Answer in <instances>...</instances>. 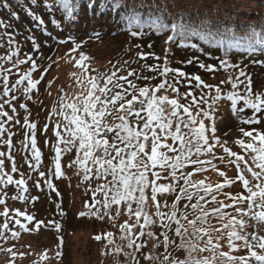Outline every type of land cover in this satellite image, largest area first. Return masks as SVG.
<instances>
[{
  "label": "snow or ice",
  "instance_id": "obj_1",
  "mask_svg": "<svg viewBox=\"0 0 264 264\" xmlns=\"http://www.w3.org/2000/svg\"><path fill=\"white\" fill-rule=\"evenodd\" d=\"M37 3L38 0H30L31 5ZM39 6L48 13L49 19L45 22L41 15H34L33 21L37 26L48 23L59 27V22L54 18L57 8L63 9L61 19L73 15L76 8V5L69 0H52V3L42 0ZM0 7L8 9L11 17L17 16L7 0ZM0 26L11 27L10 24H4L2 21ZM160 27L163 29L166 25L161 24ZM172 28L173 31L179 28L183 34L184 23L181 22L179 25L173 23ZM251 30L253 35L260 34L255 29ZM28 39L33 42V50L38 51L39 46L34 35H30ZM171 39L172 37H169V40ZM259 42L264 44V39ZM8 43L11 48L12 37H9ZM80 47V44L73 41V48L70 51L75 53ZM18 51L17 49L15 52H10L7 56L0 57V60L11 63L12 56H18ZM167 53L166 49L163 65L147 63L141 65V70L147 69L165 78L157 85L150 83L156 78L155 76H145L142 71L137 72L136 69L127 68L123 69L126 75H117L122 69L114 66L115 70L111 74L88 75L85 92L76 94L70 100L66 99V95L58 98V107L54 104L49 113V118L57 115L63 120V123L58 121L55 126V129L63 131L54 129L57 138L52 145L55 151L54 176L61 178L64 175L61 156L75 149L76 157L70 161L68 167L75 166L77 175L82 172L84 182H90L93 178L104 181L97 183L93 188H86V193L91 192V202L85 201L84 204L88 209L87 214L101 220L107 217L112 221L111 226L117 227L115 220L120 215V206L124 205L129 217L128 221L118 225L121 232L119 239L126 241V244L116 245L111 231L105 232L103 237L96 235L94 239L97 241L104 239L107 244H113L114 248L110 251H114L117 256L123 252L124 247L131 249V252L124 255L131 257L132 264H139L137 253L145 247L143 242L137 243V240L145 236L155 237L157 227L167 230L159 233L163 237L162 242L157 240L153 244L154 249L158 248L160 243L164 246L165 253L161 254L163 255L161 264H251L252 261L256 264H264V132L258 129L246 131L241 128L240 132L248 140L235 141L240 148V153H237L225 146L227 142L222 143L216 137L215 125V115L226 101L231 102L230 110L233 115L243 113L245 109L252 110L253 114L250 117L239 116L240 123H260L261 118L257 114L264 111V93H254L251 77L243 68L229 64L227 60L220 61L217 67L223 68L224 71L236 69L238 74L229 75L227 79L221 80L220 84L212 85L206 83L200 75L189 76L180 69L170 68ZM25 55L26 59H17L12 64V68H5L0 64V80L3 87L0 96L8 97L0 102V116L8 115L3 110L4 105H9L13 112L16 111L15 107H12V101L17 99V95L10 93L21 92L20 86L27 81V86L22 89L23 94L27 96L43 79V73L40 79L32 78L37 64L31 56ZM137 56L140 60H146L153 57L154 53L138 52ZM88 59L89 57L81 52L75 66L84 69L87 73L89 69L85 61ZM155 59L159 61L160 57ZM28 62L31 63L30 70L24 72L10 85L9 76L12 69ZM193 62L189 59L187 64L191 65ZM196 62L200 69L207 72L216 71L211 64L205 65L198 60ZM129 63L130 61L124 62L125 65ZM170 73L174 74L173 82L167 79ZM129 77L148 83L140 86ZM181 78L187 79L189 85V91L184 93L179 92L178 85L181 84ZM192 81H195L194 85ZM229 84L231 91L225 94L220 85ZM241 85H243V94L240 90ZM192 88L199 90L200 95H195ZM169 90L174 96L170 97L167 94ZM161 92L164 94H159ZM209 100H211L210 104ZM241 100L243 107H238L237 102ZM204 105H208L207 109ZM20 107L24 108L25 105L21 104ZM109 116H113V120L119 122L110 123ZM8 120H12V117L9 116ZM16 123L19 121L17 120ZM24 124L31 130L32 158L36 162L34 165L36 167L41 160V152L37 148L35 138L37 125L30 123L27 116L24 118ZM44 127L46 131L48 125ZM4 131V123L0 122V134ZM3 143L11 146V137ZM45 143L47 144L48 141ZM217 146L227 154V161L224 156H216L214 149ZM4 156L5 153L0 152V183L9 185L15 183L26 191L24 188L26 181L23 178L13 181L11 175L3 173ZM203 156H210L211 159H202ZM215 159H219L221 163L235 165L236 176L229 178L224 171H219V176L224 179L223 182L215 185L206 184L203 179L195 180L196 174L207 170L205 165L218 170L217 165L212 162ZM17 170L13 162L12 171ZM39 175L47 181L45 172H40ZM4 176H7L6 181ZM237 181L240 182L242 191L235 194L225 191ZM47 182L52 190L56 191L51 182ZM165 194L173 196L171 204ZM220 195L229 202L218 199ZM158 197H164L163 204ZM16 198L27 199L22 194L14 197ZM149 199L155 207L153 214L148 211ZM4 202L0 199V204ZM113 206H116L114 216L111 214ZM226 209H232V212ZM85 214V212L80 213L81 216ZM3 215L8 216L7 209ZM16 216H25L28 221L33 220L31 215L19 211L16 212ZM133 216L134 221L131 219ZM213 218L221 223V227L211 226ZM15 222L21 228L25 227L19 219ZM137 227L139 233L134 231ZM3 229H8L7 223L3 225ZM2 235L3 231H0V236ZM12 235L15 236L17 233L13 232ZM225 239L228 251L222 250L221 241ZM241 249L246 252L242 253ZM204 253L208 255H203ZM143 258L146 261L158 259L157 256L148 254Z\"/></svg>",
  "mask_w": 264,
  "mask_h": 264
},
{
  "label": "trees",
  "instance_id": "obj_2",
  "mask_svg": "<svg viewBox=\"0 0 264 264\" xmlns=\"http://www.w3.org/2000/svg\"><path fill=\"white\" fill-rule=\"evenodd\" d=\"M41 2L42 0H38L37 5H31L30 0H7V3L11 6V10L17 13L15 18L10 16L8 9L0 7V21L4 24L11 25V27L8 28L0 26V57H5L10 52H15L17 49L19 50L18 56H12L11 63L5 60H0V64H3L5 68H12V64L15 63L17 59H26L25 54H28L37 64V69L32 73V78L40 79L41 74L43 73V79L38 86L45 84L48 76V68H42L40 65L41 59L37 57L36 54H39L42 50H56L60 47H68L71 50L73 48V41L83 47L91 41H100L106 38H117L118 40L123 39L119 49L110 57L109 72L107 74H111L115 68L122 69L117 75H126V71H123L125 68L129 70L135 69L131 65L124 64L125 61H130V56L134 54L135 51L130 44L138 43L140 45L141 42H146L147 47L151 48L152 43L159 44L164 51L166 49H172L173 51L182 53V56L188 57V60H195L191 65L187 64V61L183 63L173 61L174 63L170 65V68L180 69L189 76L193 74L200 75L208 84L217 85L220 84L221 80L227 79L229 75L235 76L238 74L236 69L224 71L223 68L217 67L222 60H227L229 64H235L243 68L246 74L251 77L253 91L258 84L261 72L257 67L264 65V44L259 42L264 39V0H69L70 3L76 5L75 12L73 15L67 16V18L61 19L63 9L58 7L54 18L59 22V27L48 23L39 26L35 25V22L33 21L34 15H41L45 22L49 19L48 13L43 7L39 6ZM48 2L52 3V0H48ZM4 3L5 0H0V5H3ZM89 4L91 7H89ZM181 22L184 23L183 34H181L179 28H177L176 31H173L172 28L173 23L179 25ZM161 24L166 25V27L161 29ZM251 29H255V31L260 34L253 35ZM133 33H136V35H133ZM30 35H34L36 43H39L41 46L38 51L33 50V42L31 39H28ZM9 37H12L13 40L11 48L8 43ZM169 37H172V39L169 40ZM60 41L64 42L60 43ZM138 52L140 51H135L134 56L136 60H139L142 63V65L144 63H147L148 65L159 64V61H157L155 57H162V53L156 54L152 51L151 53H154L153 57H149L146 60H140L137 56ZM257 57H261L262 60L258 61ZM197 60L203 62L205 65H213V67L216 68V71L207 72L200 69L196 62ZM163 63L164 62L161 61L160 65H163ZM185 65L186 68L188 66L191 67L186 69ZM30 68V62L19 65L18 68H13L12 73L9 76L10 85L24 72L29 71ZM191 68H193V70ZM139 69L140 70L137 72L142 71V74L145 76L156 77L151 80L150 83L152 85H157L165 79L164 77L158 76L156 72H151L147 69L141 70V67ZM218 76L223 79H218ZM172 77L173 74L170 73L167 77L168 81L172 80ZM129 79L134 80L140 86H144L148 83V81L144 80L136 81L135 77H129ZM241 79H244V77H241ZM192 84L194 85L195 81H192ZM259 85H261V82ZM26 86L27 81L20 86L21 92L10 93V95H17V99L12 101V107H15L16 111L13 112L9 105H4L3 110L7 112L8 115L0 116V122L4 123L5 129V131L0 134V152L5 153V156L2 158L4 160L3 173L11 175L13 181L23 178L26 181V184L24 185L26 191H23L21 187L15 183L10 185L7 183H0V199H7L11 203H16L23 207H25L24 205H30L34 208L37 202H42L45 197L51 196L53 192L48 185L43 183L42 177L39 175L40 172H43V163H39V166L35 168L33 167L34 159L32 158L30 143L28 142L27 146L22 151L23 158L20 161L21 165L26 161V165L22 168V171L18 169L13 172V165L7 168L5 167L11 160H14V154L20 149L18 142L24 137L27 128L24 124L25 116L28 117L30 123H35L37 125L35 138L38 149L43 150L44 158L49 156L55 163V151L52 147L54 142L52 141L50 146L52 140L51 135L47 133V130H44L43 132L41 130L42 128H45V121L42 119V115L40 116V113H42L41 109H45V106L42 104H35V100L38 96L36 88L27 96L23 94L22 89ZM220 86L225 94L231 91L230 84ZM125 87H127L126 84ZM178 87L180 93L181 91H188L189 85L187 79L181 78V84L178 85ZM240 90L243 94V85H241ZM2 91V80H0V92ZM192 91L195 95H200L199 90L192 88ZM4 99H8V97L0 96V102ZM241 101H238V103H241ZM55 103L58 105V99ZM210 103L211 100H209V104ZM227 103L229 104L231 102L226 101L225 104ZM21 104H24L25 107L21 108ZM241 104H243V101ZM137 107H139V105H137ZM207 107L208 105H204L205 109H207ZM193 112H195V109H193ZM262 113L264 118V111H262L261 114ZM114 115L115 114H113V116ZM9 116L12 117V120H8ZM113 116H109L108 121L110 123H118V120H113ZM17 120L19 123H16ZM47 125L49 127V123H47ZM217 125H220V123H217ZM219 130L220 129L217 128L216 132L218 133ZM59 131L62 132L63 130L60 129ZM40 133L43 135H40ZM27 135L29 136L28 129ZM9 137H11V146L3 143V141L8 140ZM45 141H48V143L46 144ZM61 147H63V145H61ZM228 148L232 150L231 147ZM234 151L240 153L237 149ZM214 152L217 157L224 156L228 159L227 154L224 153L223 149L219 146L214 149ZM65 154H69V156L76 155L75 149L70 153ZM9 157H11V159H9ZM201 158L205 160L211 159L210 156H203ZM63 161L67 162L68 159L65 158L63 160L61 156V163H63ZM212 162L217 165L218 170H225L226 166H224L219 159H215ZM205 167L207 170L196 174L194 177L195 180L203 179L206 184L212 185H215L218 182H223L224 177H220L216 180L213 179L211 182L207 181L206 173L210 170L211 173H218V170H213L209 165H205ZM229 168L232 173H229L226 176L234 178L236 176V167L232 166ZM62 171L64 172L63 166ZM234 173L235 175L233 176ZM6 179L7 176H4L5 181ZM51 180L56 182L58 188V182L60 181L73 183L72 176H68L64 173L61 178H57L54 176V171ZM74 180L77 181L76 183L79 182L78 177H75ZM94 180L96 183L93 187H95L97 183L104 182L102 180L97 181L95 178ZM42 184L45 185V187H40ZM225 191L229 192V188H226ZM21 194L27 197V199H14V197H18ZM86 194L88 202L90 203L91 192L88 191ZM158 199L160 203L163 204L164 197H158ZM167 199L169 204H171L173 196L167 194ZM218 199L229 202L222 195L218 196ZM148 203V211L150 214H153L155 212V207L152 205L150 199ZM123 206L124 205L120 206V215L115 220L117 227H112V221L107 217L101 220L94 216V221L100 230L97 235L103 237L105 232L111 231L114 234L113 238L116 245L126 244V241L119 239L121 232L118 227L119 224L129 220ZM25 208L26 210H29L28 207ZM133 208H135V205H133ZM49 209H52L51 205ZM115 210L116 206H113L111 210L113 216L115 215ZM163 210L168 211V209ZM226 211L232 212V209H226ZM4 212L5 210H0V231H3V235L0 236V262L2 259L6 258V254H8L6 247L3 246V244L5 245V242L2 240L7 235L12 234L19 226L15 222L16 219L22 220L21 224L27 220L25 216L17 217V210L8 211L7 217L3 215ZM68 214H70L69 211ZM26 215H29V213H26ZM131 219L134 221L135 217L133 216ZM141 222H143L142 219ZM5 223L8 225L7 230L3 229ZM64 224L65 222L63 221V225ZM211 226L221 227V223L213 218L211 220ZM204 227H209V225H204ZM59 229L60 227H56V225L53 227L51 224H44L40 225L38 229L31 232V234L37 236L42 232H48L51 233L52 236H55ZM134 231L139 233V228L137 227ZM161 231L167 230L157 227L155 228L157 234L155 237L148 238L145 236L137 240V243L143 242L145 244V247L141 252L137 253L139 264H161V261L163 260V255L161 254L165 253L164 246L160 243L158 248H153V244L156 243L157 240L161 242L163 240V237L159 235ZM177 242L179 241L177 240ZM221 244L223 245L222 250L228 251L226 239L221 241ZM105 245H107V247H105ZM113 248L114 245L107 244L106 240L101 239L99 241V264H117V262H119V264H125L126 261L127 264H132L131 257H126L124 255V253L131 252V249L124 247L123 252L117 256L114 251H110ZM241 252L245 253L246 250L241 249ZM145 254L157 256L158 259L146 261L143 258ZM203 255H208V253H204ZM0 264H13V262L4 260Z\"/></svg>",
  "mask_w": 264,
  "mask_h": 264
},
{
  "label": "rangeland",
  "instance_id": "obj_3",
  "mask_svg": "<svg viewBox=\"0 0 264 264\" xmlns=\"http://www.w3.org/2000/svg\"><path fill=\"white\" fill-rule=\"evenodd\" d=\"M122 42L123 39L118 40L117 38H106L100 41H91L85 44L83 47L77 49L75 53H72L68 47H60L56 50H42L39 54H36V56L41 59L40 65L42 66V68H48V76L45 84L39 86L37 85L36 87L38 96L35 100V104H42L43 106H45L44 110L41 109L42 113H40V116L42 115V119H44L45 121L44 126L49 123L47 133L51 135L52 139L50 146L52 144V141L55 143L57 139L54 135L56 123L58 121L60 123H63L62 118L58 117L57 115H52L51 118H49V113L51 112L54 104H56V100L61 95H66V99L70 100L76 94L85 92L88 86V75H99L100 73L107 74L109 72L110 57L113 53L116 52V50L119 49ZM37 45L40 49L41 46L39 45V43H37ZM136 45L139 44H130V46H133V49H135L136 52L142 51L144 53H151L153 51L156 54L162 53V57H160L159 59V64L161 63V61L164 62L165 51L159 46V44L152 43L151 48L147 47L146 42H141L139 47H136ZM81 52L85 53L89 57V59L85 61L89 69L87 73L84 71V69L75 66L76 59H79V54ZM134 54L130 56V63L128 65L133 66L137 71H139L142 63L139 60H136ZM182 55V53L173 51L172 49L168 50V66L170 67V65L174 63L173 61H178L179 63L188 61V57H184ZM257 60L261 61L262 59L261 57H257ZM190 67L191 66H188L186 69ZM257 68L261 73L258 84L254 88L255 90L253 92L264 93V65H261ZM191 69L193 70V68ZM73 73H75V75H73ZM219 75L222 76L221 74ZM218 79L223 78L218 76ZM169 82H173V80H169ZM260 82L261 85H259ZM159 94L164 93L161 92ZM167 94L170 97L174 96L171 90H169ZM241 103L237 104V106L243 107V104ZM56 106L58 107L57 104ZM230 106L231 103L224 104L222 109L218 111V114L215 115L216 129H220L218 133L216 132V137H218L222 143L227 142L225 146L231 147L232 151H234L235 149L240 151V148L235 144V141L237 139L248 140L247 137H243L240 129L243 128L246 131L258 129L264 132L263 113L257 114V116L261 118L260 123L242 124L239 122V116L250 117L253 114L252 111L245 110L243 113L233 115L230 110ZM207 123H212V121ZM217 123H220V125H217ZM41 130L43 132L45 128H42ZM40 135L43 134L40 133ZM26 141L31 143V130H29V136L27 137V139L23 137L21 140H19L18 146L20 147V149L16 151V153L14 154V160H11L10 163L5 166L6 168L13 165V162L15 163L17 169H20L21 171L22 168L25 167L26 161L22 165L20 161L23 158L22 151L24 150ZM43 154L44 152L43 150H41L40 163H43V172L46 173L47 181H49L52 178V173L55 169V163L49 156L44 158ZM75 157V154L72 156H69V154L66 155L65 153L62 154L63 160L65 158L68 159L67 162L63 161L62 163L64 173L68 176L73 177V183L65 181L58 182L60 190L56 192L53 191L51 187L53 194H51V196L49 197H45L42 202H37L34 208L30 205H24L29 209L26 210L25 207L17 205L16 203H11L7 199L4 200L5 202L3 204H0V210H17L25 214L29 213V215L33 217L32 221L25 220L23 222V224L25 225L24 228H21L20 226L16 228L14 232L17 233V235L13 236L12 234H10L2 240L5 242V245L3 244V246L6 247L8 254H6V258L2 259L1 262L4 260H8L13 262V264L100 263V256L98 254L99 241L94 239V237L97 235V233H99L100 230L94 221L95 217L91 214H87L88 209L84 207L85 201H88L85 190L88 187H93L96 182L94 178L90 182L82 181L83 173L81 172L79 175H77V168L75 166L68 167L70 161L74 160ZM225 160L227 161V158H225ZM223 165L226 166L224 170L226 175L232 173L229 167H235V165L226 163H223ZM219 171L220 170H218V173H211V170L208 171L206 173L207 181L211 182L213 181V179L216 180L220 178L221 176H219ZM234 175L235 173L233 174V176ZM75 177H78V183H76L77 181L74 180ZM42 180L45 185L49 186V183L45 180L44 177H42ZM161 182L167 183L168 181ZM45 185L42 184L40 185V187H45ZM51 185L57 187V184L54 181H51ZM240 185V182L237 181L235 185L228 187L229 192L235 194L236 192L242 191V186L240 187ZM165 196H167V194H165ZM51 204L53 205V209H49ZM123 209L126 212V206H123ZM68 211L71 215L68 214ZM81 212H85L86 214L81 216ZM63 221L65 222L64 225ZM20 222H22V220H20ZM44 224H51L53 227L55 225L57 227L58 225L60 229L58 230L57 235L52 236L51 233L48 232H42L37 236L31 234V232L37 230L40 225ZM249 231H251V229H249ZM8 249H11V251H8ZM57 253H59V255H57ZM42 257L44 258L42 259ZM251 264H256V262L252 261Z\"/></svg>",
  "mask_w": 264,
  "mask_h": 264
}]
</instances>
